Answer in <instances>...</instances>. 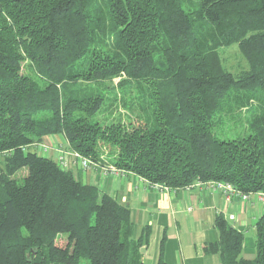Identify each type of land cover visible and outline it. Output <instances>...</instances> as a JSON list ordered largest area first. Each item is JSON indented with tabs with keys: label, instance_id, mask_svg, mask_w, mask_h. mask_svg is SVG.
Returning <instances> with one entry per match:
<instances>
[{
	"label": "trees",
	"instance_id": "trees-1",
	"mask_svg": "<svg viewBox=\"0 0 264 264\" xmlns=\"http://www.w3.org/2000/svg\"><path fill=\"white\" fill-rule=\"evenodd\" d=\"M234 44L238 72L220 55ZM226 121L243 130L218 137ZM49 135L170 188L264 191V0H0V264H151V228L32 147ZM214 225L221 264H264V211L251 258Z\"/></svg>",
	"mask_w": 264,
	"mask_h": 264
},
{
	"label": "crops",
	"instance_id": "crops-1",
	"mask_svg": "<svg viewBox=\"0 0 264 264\" xmlns=\"http://www.w3.org/2000/svg\"><path fill=\"white\" fill-rule=\"evenodd\" d=\"M55 140L60 141L61 137L55 135ZM48 154L56 155L55 151ZM67 161L66 169L82 183L96 185L129 205L136 236L145 225L151 228L150 240L142 253L145 263L157 262L163 242V257L168 264H221L218 254L206 250L207 243L218 239L214 225L218 214L244 232L242 255L254 256V223L264 211V204L258 200L251 197L241 201L234 196L228 201L222 192L205 185L158 189L129 171L115 172L100 164L84 170L73 158L67 157Z\"/></svg>",
	"mask_w": 264,
	"mask_h": 264
},
{
	"label": "built area",
	"instance_id": "built-area-1",
	"mask_svg": "<svg viewBox=\"0 0 264 264\" xmlns=\"http://www.w3.org/2000/svg\"><path fill=\"white\" fill-rule=\"evenodd\" d=\"M61 140H55V135L46 136L42 142L33 143L32 147L37 148V151L41 155H48L50 151H55L56 155L53 157L59 166L63 168L69 167V163L67 161V157L73 158L75 162L78 163L79 167L82 169H89L93 165H97L98 163L93 162L90 158L81 155L77 151H73L68 148V142L63 135H60ZM103 167L109 168L115 172L122 170L114 167L113 165H103ZM154 187L158 189L165 188L167 186L161 183H151ZM194 185H205L212 190H218L223 193L226 200L230 201L232 197H239L241 201H246L251 197L258 200L261 204H264V191H249L243 192L236 188L232 183L223 181V180H210V181H196L194 183H190L185 187H192ZM231 218L234 217L233 214L230 215Z\"/></svg>",
	"mask_w": 264,
	"mask_h": 264
},
{
	"label": "rangeland",
	"instance_id": "rangeland-1",
	"mask_svg": "<svg viewBox=\"0 0 264 264\" xmlns=\"http://www.w3.org/2000/svg\"><path fill=\"white\" fill-rule=\"evenodd\" d=\"M220 55L222 57L224 66L232 72H238L241 69L247 67V62L244 56L241 54V52L239 51L238 47L235 44L222 48L220 50ZM116 80L117 79H115V81ZM242 130L243 128L241 123L226 121L225 123L220 124L215 129V134L220 138L233 137ZM35 149L37 150V148ZM1 165H2V156L0 155V166ZM20 174H23V171H20ZM254 241H255V235L251 247L255 252Z\"/></svg>",
	"mask_w": 264,
	"mask_h": 264
},
{
	"label": "water",
	"instance_id": "water-1",
	"mask_svg": "<svg viewBox=\"0 0 264 264\" xmlns=\"http://www.w3.org/2000/svg\"><path fill=\"white\" fill-rule=\"evenodd\" d=\"M140 251H141V253H143V252L145 251V248H144V246H143V247H141Z\"/></svg>",
	"mask_w": 264,
	"mask_h": 264
}]
</instances>
